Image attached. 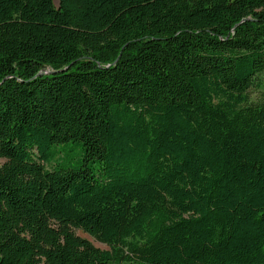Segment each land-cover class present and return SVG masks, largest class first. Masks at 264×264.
<instances>
[{"label":"trees","instance_id":"16d2710c","mask_svg":"<svg viewBox=\"0 0 264 264\" xmlns=\"http://www.w3.org/2000/svg\"><path fill=\"white\" fill-rule=\"evenodd\" d=\"M0 160V264H264V0H0Z\"/></svg>","mask_w":264,"mask_h":264},{"label":"rangeland","instance_id":"374dc122","mask_svg":"<svg viewBox=\"0 0 264 264\" xmlns=\"http://www.w3.org/2000/svg\"><path fill=\"white\" fill-rule=\"evenodd\" d=\"M56 3H58V0H56ZM256 93H253L252 94V97L255 98L256 97ZM3 163V160H0V164ZM76 233L77 235L83 237V238H86L88 240H90L96 247L100 248V249H108V246H106L105 244H102L98 241H96L93 237H91L90 235L84 233L83 231L81 230H76Z\"/></svg>","mask_w":264,"mask_h":264}]
</instances>
